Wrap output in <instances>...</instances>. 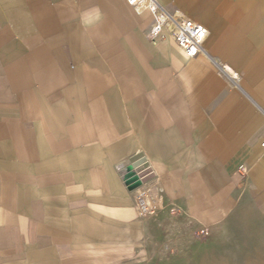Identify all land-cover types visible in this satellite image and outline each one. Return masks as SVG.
I'll return each instance as SVG.
<instances>
[{
  "label": "crops",
  "instance_id": "0c3cea01",
  "mask_svg": "<svg viewBox=\"0 0 264 264\" xmlns=\"http://www.w3.org/2000/svg\"><path fill=\"white\" fill-rule=\"evenodd\" d=\"M160 2L204 53L128 0H0V264H264V0Z\"/></svg>",
  "mask_w": 264,
  "mask_h": 264
},
{
  "label": "built area",
  "instance_id": "2783aa9c",
  "mask_svg": "<svg viewBox=\"0 0 264 264\" xmlns=\"http://www.w3.org/2000/svg\"><path fill=\"white\" fill-rule=\"evenodd\" d=\"M128 1L138 13L148 11L153 16V23L148 33L151 41H156L168 33L187 57L193 58L205 52L203 43L207 37V29L202 23L167 10L160 0ZM128 166L124 168V176ZM132 191L140 215L154 216L157 208L151 201L149 190L140 186Z\"/></svg>",
  "mask_w": 264,
  "mask_h": 264
},
{
  "label": "water",
  "instance_id": "95a60500",
  "mask_svg": "<svg viewBox=\"0 0 264 264\" xmlns=\"http://www.w3.org/2000/svg\"><path fill=\"white\" fill-rule=\"evenodd\" d=\"M146 167V160L142 154H138L130 160L128 171L125 174V181L131 190L142 185L140 172Z\"/></svg>",
  "mask_w": 264,
  "mask_h": 264
},
{
  "label": "rangeland",
  "instance_id": "374dc122",
  "mask_svg": "<svg viewBox=\"0 0 264 264\" xmlns=\"http://www.w3.org/2000/svg\"><path fill=\"white\" fill-rule=\"evenodd\" d=\"M157 211H158V209H157ZM166 253H172V254H175V253H177V251L173 250V252H170V249H167V252H166ZM178 264H182V263H178Z\"/></svg>",
  "mask_w": 264,
  "mask_h": 264
}]
</instances>
